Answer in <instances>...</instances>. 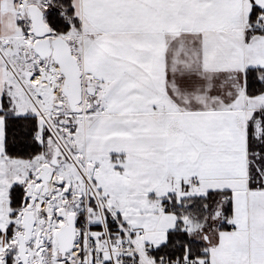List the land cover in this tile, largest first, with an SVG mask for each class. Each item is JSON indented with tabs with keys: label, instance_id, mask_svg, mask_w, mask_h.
Returning a JSON list of instances; mask_svg holds the SVG:
<instances>
[{
	"label": "snow or ice",
	"instance_id": "1",
	"mask_svg": "<svg viewBox=\"0 0 264 264\" xmlns=\"http://www.w3.org/2000/svg\"><path fill=\"white\" fill-rule=\"evenodd\" d=\"M0 264H264V0H0Z\"/></svg>",
	"mask_w": 264,
	"mask_h": 264
}]
</instances>
